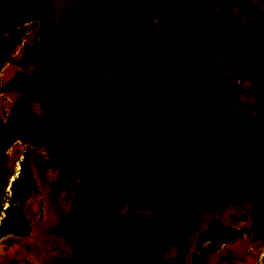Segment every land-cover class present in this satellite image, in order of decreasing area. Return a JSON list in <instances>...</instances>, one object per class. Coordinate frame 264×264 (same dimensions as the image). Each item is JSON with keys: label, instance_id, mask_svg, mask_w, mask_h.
I'll return each mask as SVG.
<instances>
[{"label": "rangeland", "instance_id": "1", "mask_svg": "<svg viewBox=\"0 0 264 264\" xmlns=\"http://www.w3.org/2000/svg\"><path fill=\"white\" fill-rule=\"evenodd\" d=\"M196 1L207 11L211 66L216 69L225 56L241 47L235 43L241 34L244 37L242 43L249 44L255 23L264 17V0H239L238 3L233 0ZM46 12L43 0H0V28L4 33L0 46V167L6 165L13 151L17 154L14 164H19L26 149L31 148L34 150L31 165L37 184V192L19 210V216L30 223V233L22 238L9 235L0 240V264L18 261L43 264L45 257L56 264H98L95 262L112 256L120 241L127 247L138 249L159 243L158 230L170 224L172 213L177 212L181 218L184 211L170 203L163 207L151 203L143 205L132 183L119 178L94 188L91 212L85 218L86 224H81L77 214L84 204L86 186L55 168L44 152L43 136L31 134L33 128H45L49 114L42 91V24ZM159 25L140 27L135 33L128 30H118V33L148 40L157 32ZM195 28L196 23L189 15H180L166 35V51L176 61L175 64L162 58L158 52L144 65L156 78L167 106L196 103L183 112L174 111L189 127L201 126L205 122L207 103L220 96L234 122V137L229 148L241 146L235 152L224 153L220 143H212L210 137L198 135L190 167L204 186L191 181L180 184L170 172H165L160 178L159 187L166 192L182 195L204 190L212 193L214 200L195 227L179 232L176 241L180 244L167 246L155 264H264V149L249 144L252 139L264 145V78L257 81L254 69H244L237 62L221 76L218 83L220 95L212 89L203 90L196 83L201 61L199 52L196 53ZM96 38L97 29L82 21L79 27L72 26L66 36L64 57L69 73V90L65 119L78 141L81 139L75 131L91 133L94 141L99 137L103 142L106 132L101 130V120L89 107L87 97L90 87L121 61L116 56H97ZM9 41L13 44L10 47L6 46ZM70 51L74 53L73 60ZM162 66H169L172 71H188L197 77V81L189 80V75H184L182 80H178L176 75L164 76L160 73ZM76 68L79 76L75 74ZM135 102V107L124 109L118 122L130 138L134 161L131 169L137 172L150 168L160 157L164 150L160 140L164 129L144 102ZM29 134L31 136H26ZM38 173L52 175L56 189L69 192L64 211L68 218L63 227L67 238L65 244L72 242L71 255L70 249L62 246L64 242L62 245L56 243L47 254L45 252V256H37L35 249L22 246L34 237L36 227L42 229L46 224V204ZM9 199L10 191L3 192L0 183V224L5 217L4 211L9 207ZM213 222L241 231L242 237L227 244H213V253L205 261L196 262L198 238ZM75 227L82 231V235L73 231ZM211 245L204 243L203 251L206 253ZM136 263L146 264V259L139 255L119 256L117 261L109 264Z\"/></svg>", "mask_w": 264, "mask_h": 264}, {"label": "trees", "instance_id": "2", "mask_svg": "<svg viewBox=\"0 0 264 264\" xmlns=\"http://www.w3.org/2000/svg\"><path fill=\"white\" fill-rule=\"evenodd\" d=\"M46 2L48 12V0H46ZM183 13L188 14L196 22V24H198L197 11L190 6L182 8L178 12L168 16L162 21H164L168 25L175 18H177L179 14ZM65 21L67 22V24H71L74 27L80 26V20L73 15H70L68 17L64 16V22ZM128 30L136 32L138 28H130ZM100 31L101 28L99 29L97 34ZM115 32V30L109 31L104 36L103 42L108 47L120 50L113 40V36L116 34ZM163 37L164 35H162V38ZM162 38L156 40L147 53L137 56L135 57V59L137 61H142L147 57L152 56L156 52V50L162 46ZM62 50L63 43H61L60 45L61 53ZM47 70L48 59L46 54L44 53L43 72L44 80L47 81V103L50 110L51 95L50 83L47 79ZM76 74L77 76H79V72H76ZM139 81L145 83L149 94H151L149 84L139 72L124 68L114 77L101 84L93 92L92 102L94 106H96L105 115L111 117L116 121H119V115L129 104L128 101H121V99L131 95V93H136V88L139 85ZM132 103L134 104V102ZM149 103L151 104L153 109H155L154 101H149ZM216 110L210 111L212 116H215L217 114L218 111ZM166 116L171 122L175 123L176 125L180 127H186L175 116L170 114H166ZM155 119L164 129V135L160 137V140L163 142L164 150L160 154V157L156 160V163L151 167V169L139 173V180L143 189L152 198L160 200L176 196L172 193L158 188L159 180L165 174V172L172 173L174 178L182 183L187 180H192L195 183L200 184L201 179L198 174L191 171V167L189 166V161L191 159L192 153L194 151V148L197 146L196 134L180 132L168 128L167 126H165L158 114L156 115ZM100 127L101 130L106 132V136L103 142H101V139L99 137L97 138V141H94L93 135L84 131H75L81 141L75 140L74 134L68 129L64 109L61 121L55 133L54 144L59 155L68 163L90 177L104 176L113 171L119 170L123 168L127 160V145L120 131L113 125L107 124L103 121H101ZM43 130L44 128H37L36 133H42ZM95 143L99 146L97 145L98 147H96V145H94ZM33 153V149H26L23 154V158L19 163L20 169L18 172V176L11 184L9 207L4 211L5 217L0 224V240L9 235H14L16 237L22 238L26 237L30 233V223L22 216H19V210L20 207L23 206L34 193L37 192V184L31 165V156ZM131 183L136 193L140 196L136 187L134 186L133 181H131ZM194 193L203 195L198 192ZM141 200L143 205L150 204L146 198L141 197ZM170 204L175 208L180 205L186 207L188 204H190V206L187 207L185 216H182L181 218L177 212H174L170 215V224L168 226H163L162 229L158 230V234L161 239L159 243L147 244L143 249H138L134 247H127V245L120 241L119 246L113 250L112 256L110 258H105L96 261L95 263L109 264L113 261H117L119 256L129 257L132 255H139L143 256L147 260L146 264H155L159 257L162 255L163 251L167 248V246L180 244V241H176V238L179 234L177 232L180 230L183 231V228L186 225L193 222L200 215L206 205L204 200L197 197H187L174 200L170 202ZM157 206L163 207L164 204H160ZM241 237V231L223 227L213 222L209 224L208 227L200 234L198 238L199 253L195 255L194 259L196 262H203L205 261L207 256L213 253V250H215V245L213 244H227ZM204 243H212L206 253L202 249ZM87 262L92 261L87 260Z\"/></svg>", "mask_w": 264, "mask_h": 264}, {"label": "water", "instance_id": "3", "mask_svg": "<svg viewBox=\"0 0 264 264\" xmlns=\"http://www.w3.org/2000/svg\"><path fill=\"white\" fill-rule=\"evenodd\" d=\"M48 5V12L42 24V42L44 46V52L48 59L47 76L50 83L51 106L45 128L41 135L43 136L44 141V152L52 165L69 178L87 186L89 190L93 186L103 185L115 181L119 178L132 180L140 196L146 198L148 202L153 205L169 203L174 200L186 197H197L203 199L206 202V206L202 214L197 218L196 222H198L210 207V201L206 197L195 193H186L160 200L152 198L143 189L140 183L139 173L141 171H129V166L133 160V149L129 136L121 127L118 121L105 115L96 106H94L92 102V95L93 92L101 84L114 77L124 68L134 70L141 73L149 83L156 110L165 126L173 130L191 134L210 133L213 129H192L188 127H180L171 122L164 112L159 97L158 87L153 77L144 68L133 63V56L130 53L108 47L104 44L103 38L111 30L140 28L159 23L160 21L166 19L168 16L178 12L182 8L190 6L193 7L198 14V36L203 55L200 66V74L204 79L216 80L220 78L234 59L242 58V56L251 52L262 53L264 52V48H250L242 52L233 53L228 56L227 60L217 70L216 73H214L213 75H208L206 73V68L210 61V53L207 44L206 14L202 4L196 0H48ZM70 15H73L82 22L89 23L101 28V31L98 33L96 38L98 46L112 56L125 57L122 65H118L108 75H106L90 87L87 97L88 105L91 110L100 118L101 121L116 127L120 131L127 145V160L123 168L113 171L104 176L90 177L84 174L79 169L63 159L57 152L54 144L55 133L61 121L68 94L67 72L62 54L60 52V41L63 32V25L65 23L64 16L68 17ZM261 26H264V22L256 24L253 27V33L258 39L264 42V37L258 33V29ZM209 106H211V104L207 106L206 112L211 118V115L209 113ZM145 170L148 169H144L142 171ZM16 174L18 176V173ZM16 174L11 173L8 177L6 175L3 181H1L3 192L10 191L11 184L12 182H14L17 176L12 182H10V177ZM88 197L90 200L89 193ZM85 213L87 214V208L85 210ZM192 225L193 224H191V226Z\"/></svg>", "mask_w": 264, "mask_h": 264}, {"label": "flooded vegetation", "instance_id": "4", "mask_svg": "<svg viewBox=\"0 0 264 264\" xmlns=\"http://www.w3.org/2000/svg\"><path fill=\"white\" fill-rule=\"evenodd\" d=\"M235 1L236 3L239 2V0H233ZM211 2H213V0H211ZM45 5L47 6V2L46 0L44 1ZM205 10V9H204ZM207 13V11L205 10V14ZM185 14V13H183ZM182 15V14H179V16ZM188 15V14H186ZM178 16V17H179ZM177 17V18H178ZM177 18H175L170 24H166L164 21L160 22V25L158 27V30L157 32L148 40H143V39H140L138 38L137 36L135 35H122V34H119L118 30H115L116 34L113 36V40L115 41V44L116 46L121 50V51H125V52H128L130 53L132 56H133V63L136 64V65H139L141 66L142 68H144L154 79V81L156 82V85L158 87V92H159V97H160V101L162 103V106L166 112V114H170V115H173L175 116L178 120L179 118L177 117L176 113L174 112L175 110H178V111H182L183 110H187V109H190V108H193L195 104H185L184 102L183 103H178V104H175L173 107H169L165 104L164 100H163V95H162V92L159 88V85L157 83V80L156 78L154 77V75L150 72V70L145 67V63L147 61H149L150 59H152L158 52L161 53V56L162 58H166L170 61V63L173 65L175 64V60L172 59L167 51H166V35L168 33V29L174 24V22L177 20ZM261 22H264V17L261 18L259 21H257L255 23L258 24V23H261ZM196 23V22H195ZM89 24V23H87ZM92 25V24H90ZM254 25V26H255ZM94 26L96 29H97V32L99 31V27L95 26V25H92ZM72 27L71 24H67V22L65 21L64 25H63V33H62V36H61V41H60V45L61 43H63V50H62V58H63V61H64V64H65V68H66V72H67V79H68V90H69V73H68V69H67V65H66V59L64 57V50H65V45H66V36H67V32L69 31V29ZM196 32H197V43H196V53L199 52V57H200V61L202 62V59H203V55H202V49H201V44H200V40H199V36H198V24H196ZM119 30H128V29H119ZM128 31H131V30H128ZM133 32V31H131ZM207 32V30H206ZM135 33V32H133ZM258 33L264 37V26H261L259 29H258ZM98 35V34H97ZM162 35H164V37L162 38ZM3 37H4V33L3 31L1 30L0 28V46L2 45L3 43ZM159 38H162L163 39V44L160 48H158L156 50V52L150 56V57H147L145 60H142V61H137L135 59V57L137 56H140V55H143L145 53L148 52V50L151 48V46L153 45V43L158 40ZM234 39V38H233ZM244 40V37L243 35L241 34V36L239 37V39L235 40V43L241 45V47L237 50H235L234 52H232L231 54L233 53H238V52H242L244 50H247V49H250V48H257V49H262L264 48V42L260 39H258L254 33H253V29L251 31V38H250V41H249V44L248 45H245L243 44ZM207 44H208V48H209V42H208V39H207ZM44 47V46H43ZM118 50V49H117ZM44 48H43V56H44ZM209 53H210V61H209V64L206 68V73L208 75H213L214 73L217 72V70L223 65V63L227 60L228 56L231 55L229 54L228 56H225V58L222 60L220 66L216 69L212 68L211 66V58H212V55H211V51H210V48H209ZM70 54V58L73 60V57H74V53L73 51H70L69 52ZM96 55L99 56V57H105V56H112L110 55L109 53L105 52L104 50H102L98 44H97V41H96ZM182 55V54H181ZM42 56V58H43ZM118 58L121 59L120 63L117 64V65H122L124 60H125V57H121V56H116ZM249 57V58H248ZM254 58V59H252ZM201 62H200V66H201ZM239 62L241 64V67H243L244 69H254L255 70V73H256V79L257 81H260L262 78H264V52L262 53H259V52H251V53H248L244 56H242V58H236L234 59L230 65L228 66L227 70L224 72L227 73V71L231 68H233L235 66V64ZM200 66H199V71H198V80L197 81V77H194L192 76L188 71L185 72V70L183 71H180V70H175L172 71L171 70V67L169 66H162L160 68V71L162 70V72L160 73H163L164 76H167V75H176L177 76V79L178 80H182V78L184 79V75H189V80H191L192 82H196L198 84V86H202L203 87V90H209V89H212L216 94L220 95L221 94V89H220V86H219V81H220V78L216 79V80H206L204 79L201 74H200ZM42 69H43V63H42ZM76 70L75 71V74L76 72H78V69H74ZM164 71H166L167 73H164ZM172 71V72H171ZM141 74V73H140ZM223 74V75H224ZM77 75V74H76ZM142 75V74H141ZM143 76V75H142ZM144 77V76H143ZM145 78V77H144ZM48 79V78H47ZM140 79V78H138ZM42 81H43V87H42V91H43V94H44V98L47 102V93H46V85H47V81L44 80V72H43V77H42ZM49 81V80H48ZM147 81V80H146ZM148 83V82H147ZM149 84V83H148ZM145 83L142 82V81H139V85L137 86L136 88V93H131V95L121 99V101H128V105L127 107H135V101H142L144 102L147 107L151 110V113L153 115L154 118H156V115L158 114L157 110H156V106H155V109H153V107L151 106V104L149 103V101H154V98H153V95H152V91H151V94H149V91L147 89V86L145 87ZM151 89V88H150ZM180 91V89H179ZM135 92V91H134ZM134 102V104L132 103ZM67 103V101H66ZM213 103V104H212ZM217 103V104H215ZM48 104V103H47ZM155 104V103H154ZM209 106V113L211 110H217V114L215 116H212L211 113V118L208 116L207 112H206V108L208 105ZM219 104V105H218ZM206 108H205V112H204V116H205V122L202 123L201 126H199L198 128H194V127H189L185 124H183L180 120V122L188 127V128H192V129H203V130H210V129H213L212 132L210 133H197L196 134V139H197V136L200 135V136H208L210 137L211 139V142L212 143H220L221 145V150L224 152V153H228L230 151H234L237 147H240L241 145H236L234 147H230V144L233 140V137H234V122H233V119L231 117V115L229 114L225 104L223 103L222 99L220 98V96H217L216 98L214 99H211L207 105H206ZM159 115V114H158ZM67 116V105H65V118ZM220 122V124H218ZM37 128H42V127H36V128H33L32 131H31V134L32 135H36V136H39L41 135V133L37 134L36 133V129ZM31 134L29 135H26V136H31ZM24 137V136H23ZM251 141H249V144H252L254 145L256 148L258 149H264V145L258 141V140H252L250 139ZM245 143L243 142L242 146L244 145ZM223 146L225 147V149L223 148ZM235 152V151H234ZM134 161H132V163L130 164L129 166V170L131 172H134L131 168H132V165H133ZM155 164V163H154ZM153 164V165H154ZM152 165V166H153ZM151 166V167H152ZM189 166H190V161H189ZM55 167V166H54ZM150 168H146V169H151ZM56 168V167H55ZM192 172H194L192 170V168H190ZM136 172V171H135ZM137 172H140V171H137ZM142 172V171H141ZM196 173V172H195ZM64 176H66L64 173H62ZM197 174V173H196ZM68 177V176H67ZM174 177V176H173ZM178 183L180 184H183L185 182H180L178 181L176 178H174ZM129 180V179H127ZM130 182L132 180H129ZM187 181H191L193 183H195L194 181L192 180H187ZM196 185H201V187L204 186V184L201 182L200 184H197L195 183ZM97 186V185H96ZM96 186H93L90 190L88 189V187L86 186V196H85V200H84V204L83 206L81 207L80 210H78V214L77 216L81 219V224L82 225H85L86 224V220L85 218L87 216H89L90 212H91V207H92V201L94 199V188ZM158 188L159 187V183H158ZM162 189V188H160ZM163 190V189H162ZM165 191V190H164ZM194 192H198V193H201L203 194L202 196L206 197L209 201H210V204H212L213 200H214V195L210 192H207V191H204V190H201V191H196L194 190L193 192L191 193H194ZM88 193L90 194V200H89V197H88ZM200 195V194H198ZM176 196H179V195H176ZM187 198V197H186ZM183 199V198H181ZM178 200V199H177ZM203 200V199H202ZM170 203V202H169ZM206 203V202H205ZM165 204V203H164ZM190 204H188L186 207H183L182 205L178 206V207H181L184 211V214L183 216H185V213L187 211V207H189ZM206 206V205H205ZM87 208V214L85 213V210ZM205 209V207H204ZM203 209V210H204ZM203 212V211H202ZM202 212L200 213V215L202 214ZM199 215V216H200ZM198 216V217H199ZM197 217V218H198ZM197 218L189 223L188 225H186L183 230H186V229H189V228H192V227H195L196 224L199 222H196ZM191 224H193L191 226ZM73 231L76 232V233H80L82 235V231H80L79 229H77L76 227L73 228ZM182 231V230H180ZM180 231H178L177 233H179ZM120 244V243H119ZM157 244V243H156ZM146 263H147V260H146Z\"/></svg>", "mask_w": 264, "mask_h": 264}, {"label": "bare ground", "instance_id": "5", "mask_svg": "<svg viewBox=\"0 0 264 264\" xmlns=\"http://www.w3.org/2000/svg\"><path fill=\"white\" fill-rule=\"evenodd\" d=\"M12 45L9 41L7 42L6 46L10 47ZM15 79H16L15 82H17V76ZM13 81L14 80H12V82ZM17 98L15 99L17 100ZM16 155H17L16 151H13L10 154L9 161L6 163V165L0 167V183L1 181H3L4 177L7 174L8 175L11 174L14 169H15V174L19 172L20 165L18 163L14 164ZM16 176L17 174L10 177V182H12L16 178ZM38 181L41 187L43 199L46 204L45 207L46 224L43 226L44 229L36 227L34 231L35 232L34 237L30 240V242L23 243L22 246H24L25 249L26 247L35 249L37 256L39 254L41 256H45V252L47 254V252L50 251V249H52L53 246L56 245V243H60L62 245V243L67 239L64 234V229H65L64 225L68 218L67 214L65 213L66 212L65 205L70 197L67 189H61V190L56 189L55 180L52 175L49 176L44 173L43 174L38 173ZM64 245L68 247L66 249H70V255H71L72 242L69 241L67 245L64 242L62 246ZM1 249H3V247ZM49 259L50 258L45 257L44 258L45 261L43 264H56ZM18 262L17 263L8 262L7 264H22V261H20L21 263Z\"/></svg>", "mask_w": 264, "mask_h": 264}]
</instances>
